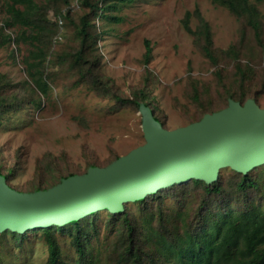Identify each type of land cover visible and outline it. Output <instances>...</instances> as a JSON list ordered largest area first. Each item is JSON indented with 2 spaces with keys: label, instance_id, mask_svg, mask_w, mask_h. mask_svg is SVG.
Instances as JSON below:
<instances>
[{
  "label": "rangeland",
  "instance_id": "obj_1",
  "mask_svg": "<svg viewBox=\"0 0 264 264\" xmlns=\"http://www.w3.org/2000/svg\"><path fill=\"white\" fill-rule=\"evenodd\" d=\"M9 1L0 0V98L8 97L18 105L0 116V168L4 172L13 169L9 184L19 191L50 187L71 172L85 173L90 164L106 166L145 142L139 108L121 106L115 92L134 98L136 91L143 89L145 100L170 129L225 107L231 94L235 98L257 95L264 107V59L254 30L245 17L212 0L117 2L105 13L120 17V21L99 17L98 10L92 14L89 3L102 5L101 0H45L41 46L47 59L39 76L48 85L47 94L38 90L36 78L28 72L26 59L34 47L20 40L26 27L7 25L11 20ZM251 1L260 10L264 39V1ZM196 8L212 28L217 63L205 55L198 37L184 27L186 12L193 13ZM84 17L89 22L84 68H92L105 81L110 79L107 85L105 81L100 85L84 82L74 56L81 47ZM190 24L197 29L199 19L195 14ZM7 34L13 41L1 45ZM232 45L236 53L225 54L223 51ZM238 65L247 71L244 82ZM33 71L36 73V69ZM260 167L255 173L260 190L249 189L246 195L236 191L235 176L226 167L222 169L226 170L221 176V194L206 196L201 187L170 190L161 200H150L147 205L127 202L129 218L140 230L146 218L152 219L157 228L161 211L171 216L187 209L193 214L200 211V217L226 209H245L252 202L264 207V164ZM98 213L92 222L86 221L84 228L88 232L84 238L85 262L80 261L71 233L55 231L62 262L130 264L123 258L126 242L119 223L109 218L108 210ZM0 260L2 264H50L46 235L32 231L17 240L3 234Z\"/></svg>",
  "mask_w": 264,
  "mask_h": 264
},
{
  "label": "trees",
  "instance_id": "obj_2",
  "mask_svg": "<svg viewBox=\"0 0 264 264\" xmlns=\"http://www.w3.org/2000/svg\"><path fill=\"white\" fill-rule=\"evenodd\" d=\"M44 1L45 0H10L7 3V12L10 14L11 20L7 22V25H21L26 27L27 30L23 32V35H20V40L22 38L23 41L28 42L34 47V49H31L30 55L26 59L28 72L30 76L36 78L38 90L43 94H47L48 85L39 76L40 68L47 59L46 51L41 46L43 39L42 23L45 18ZM101 1L103 2L102 5L98 2L89 3L92 14H95L96 10H98L97 15L99 17H109L110 19L120 21V17L110 16L105 13L106 10L112 9L113 6H117V2H133L134 0H118L115 5L112 4V0H107L108 2H105L106 0ZM212 2L216 5L228 8L234 15L247 19V22L254 30L255 38L262 49L264 59V39L262 37L261 13L258 6L251 0H212ZM193 14L199 19L197 29H193L190 24ZM82 22L83 25L80 30L82 34L81 47L74 56L77 63L80 64L79 69L81 70L83 81L93 85H100L105 81L104 77L93 71L90 67L84 68V63L87 62L85 59V43L89 37V22L85 17L82 18ZM183 24L189 33L195 35L201 41L205 55L213 63H217L218 55L214 50L212 28L209 22L202 16L200 10L196 8L193 13L187 11ZM30 28H32V31L27 34ZM35 28L36 32L33 34ZM12 41V36L7 34L4 40L1 41V45L4 43H11ZM236 51L235 46L232 45L223 52L225 54L234 55ZM150 52L151 48H148L147 56L150 55ZM34 69H36V73H34ZM237 72L240 75V79L244 82L247 78L246 69L238 65ZM109 81L110 79L105 81V84H109ZM113 94L117 103L121 106L126 107L135 105L139 110L142 106L150 107L157 116L155 107L145 100L146 97H144L145 93L143 89L137 90L134 98L127 97L118 92ZM230 98L244 103L248 98L252 97L243 95L239 98H235V96L231 94L228 101ZM253 98L258 102L257 95H254ZM17 105V102H12L8 97L0 98V116H3ZM205 113H203V115ZM203 115L198 118V120L201 119ZM163 124L165 126L164 122ZM119 156H116L114 160ZM94 167H98V165L90 164L87 171ZM260 168V166L255 167L248 173H241L232 168H228L235 176V190L245 195L249 189L255 188L260 190L261 183L255 177V173L258 172ZM12 170L13 169L10 168L8 172H4L0 168L1 175L4 176L8 183ZM224 171H220L218 180L212 184L193 179L182 185H174L161 189L147 197L134 200L133 202L147 205L150 200H161L163 194H168L170 190L184 189L187 187H201L206 196L221 194L224 190L221 182V176H223ZM73 175H77V173L71 172L61 177L58 182ZM47 188H49V186L37 187L35 190ZM125 204L121 212L113 214L108 211V216L111 220L118 222L119 224L117 225L122 228V235L126 242V251L123 253V258L128 260L130 264H264V207H261L257 203L252 202L251 205H247L245 209H226L225 211H219L215 215H213L214 213H209L207 215L204 214V216L200 215V217H198V215L201 214L199 213L200 211H196L193 214L186 209L182 212H173L171 216H167L161 211L157 215L160 220L158 227L156 228L153 226L152 219L146 218V224L144 226L143 224L141 225V228L145 229L144 232L142 231L143 229L139 230V226L129 218V211ZM98 214V211L91 213L86 217L69 222L63 226L32 229L23 233L7 230L0 233V237L3 234H8L14 236L17 240H22L28 232L40 230L46 235L50 246V264H65L62 262L61 257H59L54 233L55 231H69L74 238L75 245L79 248L78 254L82 258L80 261L85 262L87 249H85L86 243H84V238L88 236V232L85 231L84 228H86V221H88V223L92 222ZM194 219H196V223L192 224L191 221ZM0 264H2L1 260Z\"/></svg>",
  "mask_w": 264,
  "mask_h": 264
},
{
  "label": "water",
  "instance_id": "obj_3",
  "mask_svg": "<svg viewBox=\"0 0 264 264\" xmlns=\"http://www.w3.org/2000/svg\"><path fill=\"white\" fill-rule=\"evenodd\" d=\"M145 142L106 166L47 188L19 191L0 173V233L63 226L193 179L212 184L230 167L248 173L264 164V107L233 98L220 110L173 129L150 107L140 108Z\"/></svg>",
  "mask_w": 264,
  "mask_h": 264
}]
</instances>
